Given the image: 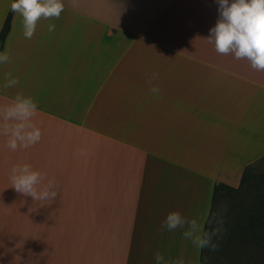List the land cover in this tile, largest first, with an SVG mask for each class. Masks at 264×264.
<instances>
[{
  "label": "crops",
  "instance_id": "1",
  "mask_svg": "<svg viewBox=\"0 0 264 264\" xmlns=\"http://www.w3.org/2000/svg\"><path fill=\"white\" fill-rule=\"evenodd\" d=\"M63 3L32 39L11 12L0 48V106L32 97L42 131L16 151L0 135V264H156L157 252L201 264L184 229L162 223L172 211L199 223L215 188L264 157V71L208 42L217 0ZM6 72L19 83L5 88ZM24 163L57 182L52 201L12 187Z\"/></svg>",
  "mask_w": 264,
  "mask_h": 264
},
{
  "label": "clouds",
  "instance_id": "2",
  "mask_svg": "<svg viewBox=\"0 0 264 264\" xmlns=\"http://www.w3.org/2000/svg\"><path fill=\"white\" fill-rule=\"evenodd\" d=\"M219 18L210 28L207 37L214 44L215 51L221 55L234 54L236 59H247L256 71H264V0H217ZM75 7V0H72ZM63 0H12L10 10L22 17L23 35L32 39L38 22L58 19L64 11ZM55 24L48 25V31L55 30ZM10 62V56L0 53V64ZM153 74L152 78H157ZM5 88H11L19 80L10 72L5 73ZM151 83V79L149 80ZM150 91L159 95L160 88L153 85ZM38 105L32 97L17 94L11 103L0 106V135L6 137L5 147L11 151L27 149L37 144L42 137L41 128L33 122ZM79 155L86 153L81 150ZM11 185L20 194L31 196L34 201L48 202L57 196L59 188L55 180H46V173L34 170L28 163L15 165L11 169ZM223 207V206H222ZM226 210V208H224ZM215 224L210 230L205 225ZM162 227L168 231L184 229L183 237L190 240L198 249L215 251L218 244L215 238L223 233V218L220 212H211L199 223L196 219H187L179 211L167 214ZM156 264H184L183 260L168 262L157 252Z\"/></svg>",
  "mask_w": 264,
  "mask_h": 264
},
{
  "label": "rangeland",
  "instance_id": "3",
  "mask_svg": "<svg viewBox=\"0 0 264 264\" xmlns=\"http://www.w3.org/2000/svg\"><path fill=\"white\" fill-rule=\"evenodd\" d=\"M249 173L237 187L220 186L217 189L215 208L225 214L227 227H232L234 232L229 237L224 229L215 238L218 247L215 251L207 249L205 264H264V236L242 235L235 221L241 214L249 212L257 193H264V157L250 166Z\"/></svg>",
  "mask_w": 264,
  "mask_h": 264
},
{
  "label": "trees",
  "instance_id": "4",
  "mask_svg": "<svg viewBox=\"0 0 264 264\" xmlns=\"http://www.w3.org/2000/svg\"><path fill=\"white\" fill-rule=\"evenodd\" d=\"M11 12L12 11L10 10L4 21L3 27L0 31V48L2 47L5 36L9 30ZM249 168L250 166L246 167L245 170L243 171L241 181H243L244 178L249 177L250 175ZM220 186L228 187L230 189L233 188V187L226 186V185H219L215 188L211 212H218V210H216L215 208V202H216V197H217V189ZM220 214L223 218V228L226 229V231L228 232V236L230 237L234 232L233 228L227 227L229 226V223L225 218V214H223L222 211L220 212ZM235 221L237 222V226L239 230L241 231L242 235H245L247 233H252L254 236H258V237L264 236V193H261V192L257 193L254 197V201L250 207L249 212L241 214V216L236 218ZM205 227L210 230L211 228L215 227V224H212V225L206 224ZM206 251H207V248L202 250L203 258L201 260V264H205L204 257H205Z\"/></svg>",
  "mask_w": 264,
  "mask_h": 264
}]
</instances>
